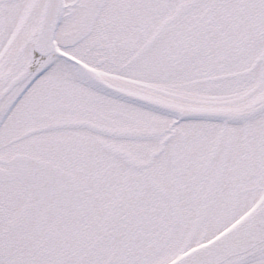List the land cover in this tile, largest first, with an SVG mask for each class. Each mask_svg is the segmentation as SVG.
Segmentation results:
<instances>
[{
    "label": "snow or ice",
    "instance_id": "1",
    "mask_svg": "<svg viewBox=\"0 0 264 264\" xmlns=\"http://www.w3.org/2000/svg\"><path fill=\"white\" fill-rule=\"evenodd\" d=\"M0 264H264V0H0Z\"/></svg>",
    "mask_w": 264,
    "mask_h": 264
}]
</instances>
